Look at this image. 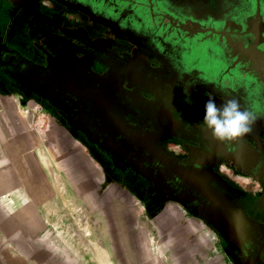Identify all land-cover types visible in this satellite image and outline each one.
<instances>
[{"label":"flooded vegetation","instance_id":"af4514ba","mask_svg":"<svg viewBox=\"0 0 264 264\" xmlns=\"http://www.w3.org/2000/svg\"><path fill=\"white\" fill-rule=\"evenodd\" d=\"M24 12L37 38L39 19L56 17L59 29L44 31L71 41L61 33L68 29L79 43L52 36L26 44L20 55L30 65H17V91L67 121L99 160L128 172L125 179L140 175L148 205L174 201L200 219L225 263L264 264V0H17V22ZM109 36L112 47L103 50ZM91 61L100 66L94 77L114 74L112 126L105 108L70 91L71 76L87 73L81 65ZM51 64L66 82L44 80ZM209 95L217 105L240 99L257 117L251 132L216 139L201 122ZM126 101L130 110L120 106Z\"/></svg>","mask_w":264,"mask_h":264},{"label":"crops","instance_id":"0c3cea01","mask_svg":"<svg viewBox=\"0 0 264 264\" xmlns=\"http://www.w3.org/2000/svg\"><path fill=\"white\" fill-rule=\"evenodd\" d=\"M24 15L17 22V0H0V264H227L200 219L174 201L148 205L140 175L125 179L17 91L11 59L30 60L13 46L37 42Z\"/></svg>","mask_w":264,"mask_h":264},{"label":"rangeland","instance_id":"374dc122","mask_svg":"<svg viewBox=\"0 0 264 264\" xmlns=\"http://www.w3.org/2000/svg\"><path fill=\"white\" fill-rule=\"evenodd\" d=\"M54 14H50L48 15L50 17V19L53 17ZM68 18L72 21L76 20V17H74L73 15H68ZM41 20V22L38 25V29H42V32L40 34V36H38L37 38V42L41 45H44L45 43H49L50 42V38H52V36L59 40L61 38V41L63 42H70L71 44L75 45L76 48H78V35L77 34H73L72 32H68V29H66L64 32V36L66 35V37L71 38V41H69L70 39H65L64 37H60L58 38V35H54L53 31L51 32L50 30H46L44 31L45 27H47V29H50L51 26H56V17H55V21L50 22L48 20V18L44 19H39ZM51 24V25H50ZM57 29H59V27H57ZM56 34V33H55ZM76 40V41H75ZM111 38L110 36L107 38V44H103V50H106L107 48H110V46L112 47L111 44ZM39 46L41 51L46 50V48H44V46ZM62 46V45H60ZM59 46V47H60ZM63 47V46H62ZM13 48H16V50L14 52L19 53L22 52L24 53L26 51V49H24V44H21V42H17V44L15 46H13ZM67 48V45H65L63 47V49ZM70 49H72L73 47H70ZM60 50H62V48H60ZM90 53H92L91 51H89ZM73 54V56H76L77 54H83L85 52L76 50V51H72L71 52ZM4 54L5 56L2 57V59L4 61L6 60H10L9 58H13L14 56L11 55V53H8V50H4ZM15 58V59H14ZM12 60V64L14 62L17 61V65L19 64V60L16 59V57H14ZM114 58V57H113ZM51 66V67H50ZM49 68H47V71L42 72L43 78L44 80H46L47 82H55L58 84L64 83L66 82V78L64 76V74H62L59 70V66L58 64H54V65H50ZM100 66H96L95 62L91 61L89 64L85 63L84 67L83 65H81V68H83V70H85L87 73H85L84 75H79L78 78L82 80L78 81V78H76V76H71L70 78V91L76 95L77 99H79L80 101H86L87 103L92 104V106L94 108H105L103 110L106 111L105 115L107 120L105 121V123L108 126H112L115 121L113 119H111L110 114L108 112V110L112 107V105L110 104L111 102V94L114 91L115 88V83H114V74L111 73L109 77H102V72L101 74H99V78L94 77L93 75L95 74L96 70L99 69ZM29 78L27 77H23L22 81L23 82H27ZM85 79V83L83 82ZM83 84V85H81ZM119 101V100H118ZM117 101V102H118ZM120 106L123 108V110L125 108L127 109H131V106L129 105H125V103L120 104Z\"/></svg>","mask_w":264,"mask_h":264},{"label":"clouds","instance_id":"9594fccd","mask_svg":"<svg viewBox=\"0 0 264 264\" xmlns=\"http://www.w3.org/2000/svg\"><path fill=\"white\" fill-rule=\"evenodd\" d=\"M189 86L191 85L185 87L187 103H191L190 94H188ZM256 118L253 111L242 108L240 99L235 96H228L222 104L217 105L212 95H209L205 104L204 118L201 122L216 139L234 141L251 132Z\"/></svg>","mask_w":264,"mask_h":264}]
</instances>
